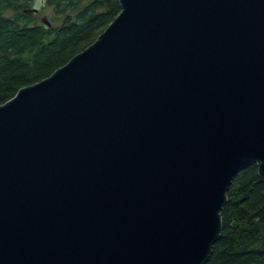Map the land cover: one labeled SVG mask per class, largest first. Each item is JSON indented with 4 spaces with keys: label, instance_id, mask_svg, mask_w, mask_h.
<instances>
[{
    "label": "water",
    "instance_id": "obj_1",
    "mask_svg": "<svg viewBox=\"0 0 264 264\" xmlns=\"http://www.w3.org/2000/svg\"><path fill=\"white\" fill-rule=\"evenodd\" d=\"M119 3L0 104V264H206L264 178V0Z\"/></svg>",
    "mask_w": 264,
    "mask_h": 264
},
{
    "label": "trees",
    "instance_id": "obj_2",
    "mask_svg": "<svg viewBox=\"0 0 264 264\" xmlns=\"http://www.w3.org/2000/svg\"><path fill=\"white\" fill-rule=\"evenodd\" d=\"M61 24L40 23L35 0H0V104L65 65L120 13L119 0H45ZM11 12V13H9ZM223 232L206 264H264V178L256 163L234 177Z\"/></svg>",
    "mask_w": 264,
    "mask_h": 264
},
{
    "label": "rangeland",
    "instance_id": "obj_3",
    "mask_svg": "<svg viewBox=\"0 0 264 264\" xmlns=\"http://www.w3.org/2000/svg\"><path fill=\"white\" fill-rule=\"evenodd\" d=\"M33 7L36 8L34 11L40 23H44L45 20H48L51 26H57L61 24L64 18V15H58L52 6H48L45 0H35Z\"/></svg>",
    "mask_w": 264,
    "mask_h": 264
},
{
    "label": "flooded vegetation",
    "instance_id": "obj_4",
    "mask_svg": "<svg viewBox=\"0 0 264 264\" xmlns=\"http://www.w3.org/2000/svg\"><path fill=\"white\" fill-rule=\"evenodd\" d=\"M36 9V8H35Z\"/></svg>",
    "mask_w": 264,
    "mask_h": 264
}]
</instances>
